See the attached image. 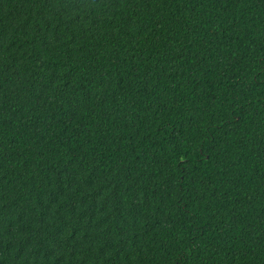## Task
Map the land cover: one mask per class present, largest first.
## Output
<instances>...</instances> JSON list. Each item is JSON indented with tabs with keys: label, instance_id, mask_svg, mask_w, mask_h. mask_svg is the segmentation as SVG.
Segmentation results:
<instances>
[{
	"label": "trees",
	"instance_id": "1",
	"mask_svg": "<svg viewBox=\"0 0 264 264\" xmlns=\"http://www.w3.org/2000/svg\"><path fill=\"white\" fill-rule=\"evenodd\" d=\"M0 264H264V0H0Z\"/></svg>",
	"mask_w": 264,
	"mask_h": 264
}]
</instances>
